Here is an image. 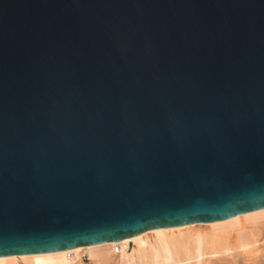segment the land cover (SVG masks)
<instances>
[{"label": "water", "instance_id": "obj_1", "mask_svg": "<svg viewBox=\"0 0 264 264\" xmlns=\"http://www.w3.org/2000/svg\"><path fill=\"white\" fill-rule=\"evenodd\" d=\"M264 214V0H0V255Z\"/></svg>", "mask_w": 264, "mask_h": 264}, {"label": "bare ground", "instance_id": "obj_2", "mask_svg": "<svg viewBox=\"0 0 264 264\" xmlns=\"http://www.w3.org/2000/svg\"><path fill=\"white\" fill-rule=\"evenodd\" d=\"M261 224L264 214L153 230L123 242L0 255V264H264L251 250Z\"/></svg>", "mask_w": 264, "mask_h": 264}, {"label": "rangeland", "instance_id": "obj_3", "mask_svg": "<svg viewBox=\"0 0 264 264\" xmlns=\"http://www.w3.org/2000/svg\"><path fill=\"white\" fill-rule=\"evenodd\" d=\"M262 228V229H261ZM261 228H260V230H259V234H258V237L256 238V240L254 239V241L256 242L257 241V243H255L254 244V246H253V248L251 247V250H252V253L254 254V255H256V253L258 252V256L256 255L255 257H258L257 259H258V261H260L261 259H264V257H263V255H264V224H261ZM253 250H254V252H253ZM241 255H239V257H240ZM243 256V255H242ZM241 256V258H239V259H242L243 257ZM262 256V257H261ZM261 257V258H260ZM84 259L86 260V261H88V259H87V256H84ZM241 261V260H240ZM223 262H226V261H222V263L221 264H223ZM243 262V263H242ZM242 262H240L241 264H244V261L242 260ZM206 264H209L208 262H206Z\"/></svg>", "mask_w": 264, "mask_h": 264}]
</instances>
